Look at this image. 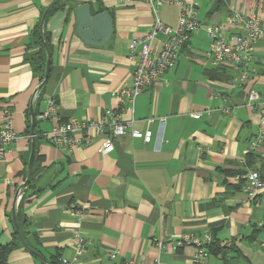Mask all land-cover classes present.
Segmentation results:
<instances>
[{
    "label": "crops",
    "instance_id": "0c3cea01",
    "mask_svg": "<svg viewBox=\"0 0 264 264\" xmlns=\"http://www.w3.org/2000/svg\"><path fill=\"white\" fill-rule=\"evenodd\" d=\"M52 1L0 0V120L9 108L17 135L0 160V246L14 238V207L26 243L47 263L59 255L76 264H102L105 253L115 250L117 264H264V190L248 199L242 177L256 169L264 179V140L246 153L254 136L264 134L258 104H246L249 90H264V36L253 48L250 79L240 84L233 67L211 66L209 37L203 28L194 31L175 66L135 98L132 114L121 115L132 117L134 128L151 130L148 143L125 135L113 138L111 152L101 153L99 137L85 144L78 131L66 149L49 141L52 127L118 109L114 93L130 83L133 70L129 41L151 30L155 17L174 27L181 7L163 4L154 12L143 1L64 0L44 23L50 66L39 96L42 80L27 58V45ZM188 1L203 25L241 32L226 24L239 11L257 14L264 30V0ZM88 2L92 12L106 11L112 21L103 45L86 44L75 32L74 9ZM211 68L213 77L206 75ZM48 98L54 99L56 114L40 118ZM32 142V173L20 188ZM78 208L83 212L77 222ZM74 232L85 241L80 256L72 246ZM184 233L210 234L213 245L204 261L195 259L193 246L174 245ZM157 240L166 246L158 249ZM6 264L46 263L20 243Z\"/></svg>",
    "mask_w": 264,
    "mask_h": 264
},
{
    "label": "built area",
    "instance_id": "2783aa9c",
    "mask_svg": "<svg viewBox=\"0 0 264 264\" xmlns=\"http://www.w3.org/2000/svg\"><path fill=\"white\" fill-rule=\"evenodd\" d=\"M118 2L143 1L155 12V7L163 4H177L181 7L177 24L170 27L160 22L155 17L151 30L139 37L132 38L127 45V58L133 66L130 83H123L115 91V96L119 102L118 109H107L99 118L87 120L69 119L59 121L48 134L49 141L61 148L69 149L75 143L74 133H82V141L89 144L93 137H99L101 153L111 152L114 148L113 138L131 135L140 138L148 143L151 139V130L146 128L138 130L133 127V118L123 119V112L132 114L135 98L145 89L163 78L166 71L173 68L178 60L180 49L189 40V36L194 31L203 28L209 37V48L206 56L209 58L211 66L228 65L238 72L237 80L243 84L250 79L248 69L252 58L253 48L256 42L264 36V30L260 26V17L257 14L244 15L239 11H233L226 19L228 26H239L241 32L223 31V26L219 23L203 25L196 18L194 4L188 0H116ZM162 35L164 38H159ZM264 70V69H263ZM264 72V71H263ZM248 106L258 104L259 113L264 120V90L257 91L251 89L247 93ZM56 114V104L54 99L48 98L45 110L40 114V118H49ZM200 114L195 113L193 117L199 118ZM153 118H148L147 123H151ZM160 122L164 118L159 119ZM17 139V135L12 127V115L9 108L4 107L0 120V160L4 157L7 149ZM264 140L263 132H258L249 142L246 153L255 148L258 143ZM243 177V188L248 199L254 198L264 190V179L256 169H248ZM83 209L74 210L77 222ZM210 234L201 236L193 233H184L176 238L174 245L177 247L191 245L195 248V259L198 262L204 261L208 257L207 245L211 242ZM72 246L77 256H80L85 248V241L78 232H74L71 238ZM158 249L166 245L156 241ZM117 251L109 250L105 253L106 262L102 264H117L115 258ZM63 264H76L69 262L66 258H60ZM158 260H156L157 263ZM101 264V263H100ZM125 264H135L127 261Z\"/></svg>",
    "mask_w": 264,
    "mask_h": 264
},
{
    "label": "water",
    "instance_id": "95a60500",
    "mask_svg": "<svg viewBox=\"0 0 264 264\" xmlns=\"http://www.w3.org/2000/svg\"><path fill=\"white\" fill-rule=\"evenodd\" d=\"M59 1L61 0H53L45 8V10L42 13L41 21H40L41 28L43 25V21L47 13L49 12L50 8ZM74 17H75V32L84 43L89 44V45H103L109 39L111 32H112V21L106 11L94 13L91 11L90 5L88 3H83L75 7ZM44 46L46 48L45 44ZM49 66H50V54L47 51L45 73H44V77L39 86L45 83L47 76H48V72H49ZM34 127H35V115L33 112H31L30 133H31L32 138L34 137ZM34 152H35L34 143L32 142L31 152H30V156H29V160L27 164V173H26L25 181L23 182L20 188L26 187L29 183L30 176L32 173L33 161H34ZM11 220H12V224L14 227V231L17 237L19 238V241L21 242V244L34 256H36L37 258H39L41 261L45 262L46 264H49L38 252L31 249L29 245L26 243L22 235V232L20 230V227L18 225V222H17V216L15 213L14 207L12 208Z\"/></svg>",
    "mask_w": 264,
    "mask_h": 264
},
{
    "label": "trees",
    "instance_id": "16d2710c",
    "mask_svg": "<svg viewBox=\"0 0 264 264\" xmlns=\"http://www.w3.org/2000/svg\"><path fill=\"white\" fill-rule=\"evenodd\" d=\"M63 2H64V0H61L50 8L49 12L47 13V15L43 21L42 28L40 26V21H41V18H40L38 23L33 28V31L31 33V40L27 45V49H28L27 58L30 61L34 71L37 72L38 78L40 81L43 79L44 73H45L47 51L50 52V50H51V44L49 42V36H48V33L46 32V30L44 28V23H45V20L47 19V17L53 11H55L61 7ZM88 4L91 5L93 3L88 2ZM44 44L46 45V48H45ZM213 72H214L213 68L206 70V75L209 77H213ZM43 87H44V84H42L38 88V90H40L39 96L42 95ZM23 200H24V197L22 196L20 201H19V206L21 205ZM19 225H20V227H22V222H20ZM13 236H14V238H13L12 242H10L7 245L0 246V264H6V257L8 255V253L14 247H16L17 245H20V243H21L15 232H14ZM212 245H213L212 241L207 245L208 252H209V250H211ZM58 256L59 255H54V257L50 260L49 264H62L60 259H58Z\"/></svg>",
    "mask_w": 264,
    "mask_h": 264
}]
</instances>
